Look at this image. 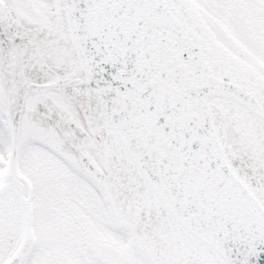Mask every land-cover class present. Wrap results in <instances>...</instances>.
Here are the masks:
<instances>
[{
    "label": "snow or ice",
    "instance_id": "6c2138e0",
    "mask_svg": "<svg viewBox=\"0 0 264 264\" xmlns=\"http://www.w3.org/2000/svg\"><path fill=\"white\" fill-rule=\"evenodd\" d=\"M0 264H264V0H0Z\"/></svg>",
    "mask_w": 264,
    "mask_h": 264
}]
</instances>
